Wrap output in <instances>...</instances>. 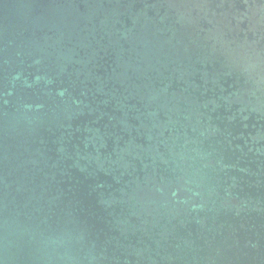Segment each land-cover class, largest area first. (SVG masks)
I'll return each mask as SVG.
<instances>
[{
	"label": "water",
	"instance_id": "1",
	"mask_svg": "<svg viewBox=\"0 0 264 264\" xmlns=\"http://www.w3.org/2000/svg\"><path fill=\"white\" fill-rule=\"evenodd\" d=\"M0 264H264V0H0Z\"/></svg>",
	"mask_w": 264,
	"mask_h": 264
}]
</instances>
